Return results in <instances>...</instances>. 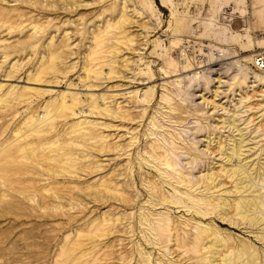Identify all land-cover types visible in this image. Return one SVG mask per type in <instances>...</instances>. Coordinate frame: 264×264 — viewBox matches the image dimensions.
<instances>
[{"label":"rangeland","instance_id":"374dc122","mask_svg":"<svg viewBox=\"0 0 264 264\" xmlns=\"http://www.w3.org/2000/svg\"><path fill=\"white\" fill-rule=\"evenodd\" d=\"M124 1L128 6L126 11L128 20L117 27L111 26L107 33H104L107 40L103 47L97 48L96 51L99 50V53L93 54L94 50L91 48L95 49V45L91 44V33L98 28L104 29L108 20L109 22L112 20L113 23ZM80 3L83 4L82 7L75 11H68L60 5L61 3L54 0L51 3L46 0L0 2L1 14L9 13V16H18L16 20L8 21L10 22L8 25L13 27L11 30H7L8 26L4 27L3 21H0V41L4 39L8 41L0 46V264H72L71 251L62 257L58 256L61 245L66 243L69 246L76 227L86 228L89 221L108 210L106 204L115 203L114 201H111L112 203L94 202L88 195L89 184L106 175L115 164L129 167L128 159L131 158L132 150L138 140H140L138 145L141 147L149 141L150 145L155 141L164 142L165 139L169 142L176 140L175 144L183 147V139L187 140V137L180 126L193 118H199L207 125V128L198 134L202 149L203 140L212 134L210 132H213V126L209 124V121L219 118L224 110L223 107L233 109V105L239 98L236 96L239 92L237 89L222 93L220 98L223 97L221 101L225 103L216 112H212L211 109L209 112L213 115L197 114L191 103V97L194 93L197 94L195 90L199 86H196V89L181 86L175 76L165 73L170 55L175 58V61L187 60L178 47L171 45L173 38L178 39L180 45L187 46L186 52L190 57L207 60L209 52L216 56L221 54L225 62L239 59L240 66L251 72H254L251 64L252 55L264 50V19L259 18L252 8L253 0H82ZM86 3L90 5L86 6ZM33 23L37 25L35 29L32 28ZM65 32H68L70 40L63 39ZM121 32L131 38L126 45L122 46L115 40ZM52 37L54 38L52 45L58 51H61L58 47L62 39V49L65 48L64 43L66 45L71 43L69 48L67 47L68 52L62 51L63 57L60 58L62 61L59 59L57 61L58 67L63 71L57 75L49 73L42 81L36 83L32 81V75L42 62L49 60L48 42ZM257 38L260 39L257 40ZM25 39L37 43L32 47L17 44ZM4 44L11 45L4 46ZM115 47L119 49L118 53ZM91 53L94 56L91 57L90 65L97 73L84 70L87 56ZM232 56L233 58L229 59ZM113 58L122 65L125 64L123 59H128L131 64L124 69L121 64H110ZM210 64L213 68H219L214 66L215 63ZM64 66L67 69H63ZM112 66L120 68L122 74L108 79L106 73ZM201 69L203 74L208 67ZM225 75L227 74L223 76ZM210 76L215 79L218 75ZM228 78L227 75L222 80L225 81ZM245 81V90L253 95L250 105L254 108L250 111L252 113L249 117H253L254 123L251 127L255 129L262 127V130L252 134L255 135L253 141L259 140V144L251 145L255 146V149L249 152V154L257 152L251 159L256 158L255 162H258L261 149H264V136H259L264 131V92L259 83L252 84L250 80ZM214 84L218 83L213 81L211 86L209 85L210 88L203 90L207 96L212 94L211 89L214 88H212ZM256 84L257 87L252 86ZM24 87L34 90H28L25 93L26 97L24 94L22 97L14 98L15 92ZM9 90L12 93L6 96ZM63 92L81 96L83 103L87 101L86 95H101L104 107L116 109L120 106L128 110L131 115L127 120L119 118H113V120L104 111L92 112L87 107H81L74 115L68 113L58 118L56 129L46 135L25 133L28 125L26 117L35 113L39 120L45 119L43 118L44 107L51 105L54 101L57 102ZM198 101L200 99L195 102ZM206 110L208 111L209 107L200 111ZM134 115L140 118L131 121L135 118ZM214 115L215 117H212ZM153 116L161 127L151 125ZM79 120L95 121L93 132L97 139L88 140L78 133L66 135L72 124ZM150 129L161 135H158V138L155 134L150 135ZM214 132L217 133L218 130ZM221 134L226 136L232 133L224 129ZM70 139L81 144L73 147L78 159L70 164L51 163L50 166H44V169L37 164L36 160L30 158L35 149H39L45 142L57 141L54 148L61 152L65 142ZM102 143L112 145L122 143L126 147L129 146L127 149L129 152L126 156L119 158L116 151L106 156V153L92 151L93 147ZM194 153L197 154L195 151ZM189 156L190 154L185 158L182 157L184 158L182 163H186V158L188 159ZM213 157L214 155L209 157L204 155L195 159L194 165L197 164V169H193L195 176L199 175L200 170L204 171L208 168L209 163L214 160ZM262 157L264 158V155ZM218 159V156L215 157L214 162L218 163L214 167L221 164ZM95 161L105 167L103 166L99 171L93 170ZM261 161L264 162V159ZM138 163L139 160L135 163L137 167ZM136 165H134L135 173H143L136 169ZM162 169L163 167L157 165L153 158H149L143 174L153 175L157 180L164 182ZM144 177V175L137 177L136 186L129 185L128 195L135 200L138 199L137 205H134L135 200H133L129 203L130 206H126L127 208L122 207L123 211L134 219L130 225L132 233L121 237L126 239L125 245L133 249L131 253L139 252L140 244H143V247L146 246L144 237L149 233L148 226L140 224L139 221L143 215L148 216L150 212L156 214L170 210L175 217L195 218L203 224L212 220L210 215L203 217L192 210L186 212L185 209L176 207L166 206L165 208L163 205H158L152 210L147 202L151 196L143 183ZM128 179L132 181L130 176ZM260 184L264 185V180L263 182L261 180ZM165 191L169 195L179 197L183 195L182 192H186L183 187H178L175 183L172 186L167 185ZM216 194L221 195L222 191L214 195ZM222 196L225 197L224 193ZM220 229L232 233L236 238L241 237L252 241L264 250V244L256 240L254 234L250 233L245 225L238 228L223 225ZM254 230L264 232V229ZM115 241L118 242V240ZM148 251H153L156 257L161 256V252L156 249ZM142 252L144 253V250ZM147 257V254L138 257L137 264H149ZM111 261L113 262V259ZM167 263L182 264V262L172 263L171 261Z\"/></svg>","mask_w":264,"mask_h":264},{"label":"bare ground","instance_id":"6f19581e","mask_svg":"<svg viewBox=\"0 0 264 264\" xmlns=\"http://www.w3.org/2000/svg\"><path fill=\"white\" fill-rule=\"evenodd\" d=\"M5 1L7 0H0V2ZM35 1L42 2L45 0ZM46 1L51 3L53 0ZM54 1L61 3L60 5L68 11H75L83 6V4L80 3L82 0ZM53 4L54 3H52V6H54ZM88 5H90V3H86V6ZM127 8L128 6L124 1L122 9L120 8L118 10V14L113 23L111 22L112 20L110 22L108 20L106 21V26L104 25L105 27H103L104 29L98 28L97 31L93 30L91 33L92 37H90L92 42H94H91V44L95 45V49L91 48L94 50L93 54H97L96 52L99 53V50L96 51V49L103 47L107 40L104 33H107L111 26L117 27L128 20L126 17ZM252 8L259 18L264 19V0H253ZM16 17L18 16H9V13H0V21H3L2 23L4 24V27L8 26L7 30L13 28L11 25H8L10 23L8 21L13 19L16 20ZM36 27L37 25L33 23L32 28L35 29ZM114 29L117 30L116 28ZM110 31H112V29ZM117 36L118 38L115 40L118 44H121V46L126 45L131 40L130 37L122 32L121 35ZM67 37L68 32H65L63 39L70 40V37ZM29 38L31 39V37ZM63 39L61 41H63ZM258 39L260 38H257V40ZM6 41L5 39L0 41V46ZM61 41L59 43L60 47L57 45L61 51H58L54 49L55 47L52 45L54 38L52 37L50 39L48 42L49 60L46 62L41 61L42 63L32 75V81L37 83L42 81L44 76L49 73L57 75L63 71L58 67L57 61L58 59H62V51L68 52L67 49L71 43L69 45L64 43L63 47L65 48L62 49ZM6 43H8V41ZM36 43V41L32 42L29 39H25L24 41H19L17 44L32 47ZM5 45L10 46L11 44H4V46ZM171 45L178 47L181 50V54H184L187 60L180 61L178 59L179 61H175V58L170 55L167 63V71L165 69V73L175 76L181 86L185 85L187 88L192 87L195 89L196 86H199L200 89L197 87L195 90L197 94L194 93L191 97V103L195 107L198 115H213L212 112H216L220 107L222 108V105L225 103V101H221L223 97L220 98L222 93L225 94L227 91L229 92L237 89L239 92L236 93V96H239V98L237 99L236 104L233 105V109L223 107L224 110H220L222 112L220 113L219 118H215L216 123L212 120L209 121V124L213 126V132H210L212 134L206 136V139H202L204 142L202 149L200 148L202 145H199L200 140L198 139V134L203 132L207 128V125L203 120L193 118L180 126V128H183L182 130H184L187 137V140L185 138L183 139V147L178 144L176 145V140L169 142L168 139H165V141L163 139L164 142H162V140L155 141L150 145L149 141L145 146L141 147L138 145L140 141L138 140L132 150L131 158L128 159L129 167L120 165L119 163L115 164L114 167L109 169L106 175L101 176L96 181L89 184L90 191L88 195L91 196L94 202L105 201V203H112L111 201H114L115 203L106 204L108 210L102 212L99 217H95L89 221L86 228H83L82 226L76 227L73 238L69 241V246L66 243L61 245L58 256L62 257L71 251L72 264H137L138 257H141L144 254H147V259L150 262L149 264H168L167 262L169 261L172 263L182 262V264H264L263 249L258 247L252 241L241 237L236 238L232 233L220 229L223 225L230 228H238L241 225H245L246 228H249V232L254 234L256 240L264 244V232L262 230H254L264 229V185L260 184V181L262 180L263 182L264 180V162H260L261 159H264L262 157V155H264V149H261L262 152L258 157V162H255L256 158L251 159L253 155L257 153L256 151L249 154V152L255 149V146L251 145L259 144V140L253 141L255 135L253 136L252 134L257 130H262V127L260 126L261 129L259 127L256 129L251 127L254 123L252 122L254 120L253 117H249L252 113L250 111L254 108L250 105L253 100V95H250L244 88V85L246 84L245 80H250V83L252 84L259 83L260 88H262L264 92V69L258 70L253 66L255 54L257 52L254 53L251 58V64L254 68L253 71L256 72L254 73L241 67L239 59L225 62V60L222 59L223 55L218 54L216 56L209 52V59L201 60L190 57L189 53L186 52L187 46L180 45L178 39L173 38ZM113 48H111V50H113ZM115 51L118 53L119 49L116 48ZM92 56H94L92 53L90 56H87V63L84 70L89 73H97L92 68V65H90ZM230 58H233V56L229 57V59ZM120 61H122V59H120ZM123 62H125V64L123 63L124 65H122L121 62L117 63L113 58L110 61V64H121L124 69L131 64L128 59H123ZM105 63L106 62H104V64ZM210 63H215L214 66H219V68H213ZM64 65L68 67L67 64ZM205 66L208 67V70H205L206 72L202 74L201 68ZM63 69L67 68L64 66ZM121 74L122 72L120 68L112 66V68L106 73V76L108 79H112L121 76ZM212 74L218 76L215 79L213 78V80L210 76ZM224 74L228 75V80H222L223 77L227 76H223ZM100 75H102V72H100ZM213 81L218 84L212 85V88L214 87L211 89L212 94L207 96V93L203 92V90L210 88V84ZM252 86L257 87V84ZM223 87H226V89H222ZM30 89L34 90L29 87L19 89L17 93L15 92L14 96L16 97L14 98L22 97ZM11 93L12 92L9 90L6 96ZM26 95L27 94H25V97ZM210 96L212 98H209ZM85 98L87 101L86 103H83L81 102L82 97L75 95V93H61L57 102L54 101L51 105H46L44 107L43 118L45 117V119L39 120V117L34 115L35 113L29 116L27 115L28 117H26V121L28 125L25 133L28 135H46L56 129V121L58 118L67 115L68 113L74 115L76 114V110L81 107H87L92 112L104 111V113L112 119L119 118L121 120H127L131 115L128 110H124L123 107L118 106V102V107H115L116 109H107L101 102V95L90 94L86 95ZM197 99H200V101L195 102ZM208 107L209 110H206L207 112L200 111ZM211 109L213 111L209 112ZM134 116L135 118L131 121H134L139 117L138 115ZM212 117H215V115ZM94 122L87 120L74 122L71 129H68L69 131L66 132V135L78 133L82 137L85 136L88 140L94 139L96 138L93 132L95 125ZM151 125L156 126L157 128L161 127L154 116L151 119ZM108 126L110 127V125ZM224 129H228L232 134L223 136L221 132ZM214 130H218V132L215 133ZM149 131L150 135L155 134L156 138H158V135H161L156 131H152V129ZM59 136L61 135L59 134ZM259 136H264V131L260 133ZM56 142L57 141L54 140L52 142L43 143L39 149H35L30 158L36 160L37 164L44 169V166H50L51 163L58 165L66 162L70 164L73 160L78 159V157L75 156L77 152L74 151L73 147L80 146L81 144L75 143L72 139L67 142L64 141L65 146H63L60 152L54 148ZM247 146L249 147L246 148ZM128 147L129 146L126 147L122 143H115L114 145L102 143L93 147L92 151L96 150L97 153H106L105 156L116 151L120 158L126 156L129 152V150H127ZM194 151L197 154H195ZM189 154L190 156L188 159L186 158V163H182V160ZM204 155H208V157L214 155V160L215 157L218 156V160L221 161V164L214 167L218 162L215 163L214 160H212L211 163H209L208 168L204 171L200 170L199 175L195 176L193 172V169H197V164L194 165V163H196L195 159H199L201 156L204 157ZM41 157L42 159H39ZM149 158H153L157 162V165L163 167L164 182L157 180L153 175L143 174L145 172L143 169L145 165L148 164ZM137 160H139L138 167L135 164ZM134 165H136V169L138 168L143 171V173H135ZM187 165L188 167H186ZM103 166L104 165L100 164L98 161H95L93 170L99 171ZM142 175L145 176L143 183L151 196L150 200L147 202L152 210L158 205H163L165 208L166 206H170L182 210L185 209L186 212L192 210L195 214H200L203 217L210 215L212 216V220L203 224L202 221H197L195 218L175 217L170 210L156 214L150 212L148 216L143 215V218L139 221L140 224L148 226L149 233L144 237L146 239L145 242H147L145 244L146 246L143 247V244H140V251H134V253H131L133 249H130L128 245H125L124 241H126V239L121 237H125V234H128L129 236L132 233V227H130V225L133 223L132 221L134 219L129 216L127 212H124L122 207L127 208L126 206H130L129 203L135 200L133 199L134 197L128 195L130 193L129 185L133 184L136 186L138 183L137 177H142ZM129 176L132 178V181L128 179ZM174 183L178 185V187L181 186L186 190V192H182L183 195L181 197L177 195H169L167 191H165L167 185L172 186ZM164 184L166 186H164ZM221 191V195H214ZM223 193L225 197L222 196ZM137 200L138 199L134 201V205H137ZM111 239L113 240L111 241ZM115 240H118V242ZM151 249L160 251L161 256L156 257L153 255V251H148ZM142 250H144V253ZM113 255H117V257H112ZM111 259H113V262Z\"/></svg>","mask_w":264,"mask_h":264},{"label":"built area","instance_id":"2783aa9c","mask_svg":"<svg viewBox=\"0 0 264 264\" xmlns=\"http://www.w3.org/2000/svg\"><path fill=\"white\" fill-rule=\"evenodd\" d=\"M253 66L258 70L264 69V50L255 54Z\"/></svg>","mask_w":264,"mask_h":264}]
</instances>
